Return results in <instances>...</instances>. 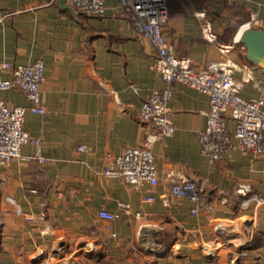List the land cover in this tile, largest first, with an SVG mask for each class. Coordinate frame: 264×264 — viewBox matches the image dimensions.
Listing matches in <instances>:
<instances>
[{"label": "crops", "instance_id": "0c3cea01", "mask_svg": "<svg viewBox=\"0 0 264 264\" xmlns=\"http://www.w3.org/2000/svg\"><path fill=\"white\" fill-rule=\"evenodd\" d=\"M61 1L0 0V62L23 63L33 47L45 63L46 112L28 111L24 122L42 146L27 143L22 151L55 158L0 162V264H210L219 253L264 264V157L236 146L218 160L205 154L194 129L207 126L209 97L192 86L174 84L172 134L146 122L141 104L169 84L152 70L158 52L134 15L120 0H104V12L95 15ZM167 5L165 36L177 55L199 71L228 58L247 61L264 79V54L250 58L242 40L254 12L264 23V0ZM189 6L206 10L216 41L205 37ZM246 93L259 92L248 83ZM4 97L31 103L17 88ZM235 124L231 119L232 130ZM130 145L163 154L157 185L139 190L105 175L110 156ZM184 178L194 181L198 202L174 193ZM101 209L117 217H101Z\"/></svg>", "mask_w": 264, "mask_h": 264}, {"label": "built area", "instance_id": "2783aa9c", "mask_svg": "<svg viewBox=\"0 0 264 264\" xmlns=\"http://www.w3.org/2000/svg\"><path fill=\"white\" fill-rule=\"evenodd\" d=\"M72 6L88 14L104 12V0H67ZM126 11L131 12L145 38L156 48L158 59L152 70L158 72L169 84L163 90H154L140 106V115L153 124L163 134H172L175 121L170 112V102L174 98V84H184L208 94L206 108L207 126L195 128L202 142V150L213 159H220L224 152L236 146L264 157V79L257 73V67L247 61L228 58L217 62L208 70L199 71L190 58L180 56L166 39L165 28L170 19L167 0H120ZM190 13L204 23L205 37L216 41L217 35L207 21V12L189 6ZM249 27L264 25L259 12H254L245 24ZM222 50L227 48L221 46ZM28 59L23 63L0 62V162L10 164L16 159L41 163H53L55 158L46 156L39 150L36 154H24L23 146L33 143L42 146L39 137L32 136L24 122L28 111L45 114L42 100V85L46 79L45 63L42 57L29 47ZM5 69L11 75L4 76ZM251 83L258 94L246 93V84ZM20 89L30 100V106L13 105L4 97L8 89ZM236 121L235 128L230 120ZM80 150L84 146L78 147ZM163 154L151 148L130 145L120 154L110 156L105 167L107 177L118 178L136 189L157 185L161 180ZM173 191L180 196L189 195L194 202L200 200L193 180H176ZM155 200L150 197L149 200ZM196 214L198 209H193ZM101 217L113 220L114 211L101 209Z\"/></svg>", "mask_w": 264, "mask_h": 264}, {"label": "water", "instance_id": "95a60500", "mask_svg": "<svg viewBox=\"0 0 264 264\" xmlns=\"http://www.w3.org/2000/svg\"><path fill=\"white\" fill-rule=\"evenodd\" d=\"M61 2L65 4L66 6L69 5L70 8L73 7L66 0H62ZM242 40L247 45L248 56L250 58L253 59V58H256V56L260 54H264V30L263 29H259L255 27L246 28L242 33Z\"/></svg>", "mask_w": 264, "mask_h": 264}, {"label": "rangeland", "instance_id": "374dc122", "mask_svg": "<svg viewBox=\"0 0 264 264\" xmlns=\"http://www.w3.org/2000/svg\"><path fill=\"white\" fill-rule=\"evenodd\" d=\"M185 234L186 235L182 236L184 238H181V240H187L188 235H187V233H185ZM231 256L232 255H230V253L229 254H224V253L220 254L219 253L218 255H216V257H212L213 261L211 259H208V262H210V264H220V261H219L220 258H223L225 260L231 258V262H228L227 264H247V263L243 262L245 259H243L242 263H240V261H239V263L238 262L236 263V261H232V257ZM197 258H200V257H197ZM197 262H195L194 264H205L204 260H200V261L197 260Z\"/></svg>", "mask_w": 264, "mask_h": 264}, {"label": "bare ground", "instance_id": "6f19581e", "mask_svg": "<svg viewBox=\"0 0 264 264\" xmlns=\"http://www.w3.org/2000/svg\"><path fill=\"white\" fill-rule=\"evenodd\" d=\"M155 253H158V254H161L162 252H165V251H158V250H154Z\"/></svg>", "mask_w": 264, "mask_h": 264}]
</instances>
